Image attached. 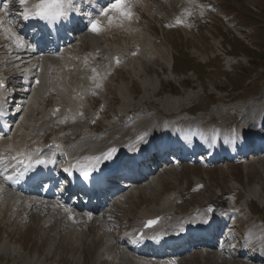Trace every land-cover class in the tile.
Masks as SVG:
<instances>
[{
	"label": "rangeland",
	"instance_id": "374dc122",
	"mask_svg": "<svg viewBox=\"0 0 264 264\" xmlns=\"http://www.w3.org/2000/svg\"><path fill=\"white\" fill-rule=\"evenodd\" d=\"M175 1L181 5L172 6L171 1L169 7L161 0H135L131 9H134L138 19L141 18L140 26L144 31L129 26L124 30L123 19L114 17L111 24L108 20L102 23V31L98 34L100 38H96L91 47L78 48L81 50L77 54L78 59H73L64 68L58 65L61 63L54 61L56 64L47 71V78L42 77V86L32 83L31 89H37L32 108L29 107L25 114L23 111L19 118L22 121L24 115L30 114L34 108L30 123L35 126L31 124L27 138L40 136L42 131L49 130L53 124L57 126L56 134L59 137H67L68 128L57 120L67 114H75V118L80 120V125L75 126L76 131L71 138L75 140L83 138L84 134L91 133L88 125L91 124V117L95 112L92 101L96 103L98 99L101 107H97L101 112H98V117L92 118L96 122L91 124L97 135L91 137L112 133L115 129L111 127L114 126L120 129L118 121L122 122L123 119L121 117L118 121L115 119L120 115L124 119L129 118L126 111L134 108L138 113L132 112L129 119L134 117L137 120L143 116L147 117V114L155 116L158 115L157 112L178 114L179 111H202L201 114L197 113V117L209 129L210 134H213L214 129L220 128L225 121L232 128L244 127L245 121L253 118L255 109H261L264 104V67L246 77L251 72L252 65L262 63L260 57L264 58V0H212L214 3L211 0H196L201 4H192L187 0ZM226 2L238 6L242 11L254 13L258 20V28L250 27L252 21L242 18L239 14L231 15L226 18L227 20L220 19ZM1 13L2 9L0 15ZM87 13L96 15L91 10ZM96 18L99 17L96 15ZM252 25L257 24L253 22ZM133 32H137V35L148 33L153 39L150 43L144 39L139 44V38ZM245 35H248V38ZM136 46H141L144 54L150 56L152 60L157 57L153 56L155 50L162 48L161 53L165 54H162L163 61L158 57L152 62L143 60L138 56ZM128 47L131 48L129 55L122 56L123 60L118 57L112 60L108 56L112 54L115 57L116 52L124 54ZM234 47L237 51L251 55L255 62L235 54ZM2 51L5 49L1 47L0 41V52ZM96 51L97 54L106 55L105 58L99 62L93 61L92 53ZM139 55H142L141 51ZM2 62L3 68L6 69V64ZM104 63L109 65L108 71L97 68L96 64H99L103 65L105 70ZM43 72L45 73L46 69H43ZM37 74L39 75L38 71ZM117 87L125 94L124 100L120 98L121 93ZM92 92L96 94L95 98H91ZM25 101H29V96ZM53 106L55 111L60 113L52 112L49 118L47 112ZM64 109L66 110L63 111ZM185 116L182 114L177 118ZM211 117H217V122L212 124ZM72 129L75 130L73 127L69 128ZM54 133L55 130L47 136ZM263 163L264 156L254 162L232 160L213 165H202L198 162L178 163L184 171L179 174L180 169L174 170L173 179L162 182L156 192L147 195L139 192L138 197L133 198L131 203L127 201L121 205L120 216L132 212L134 203L139 211L151 212L152 207H160L165 196L175 193L173 192L175 189L179 191V196L174 200L179 201L174 206L177 214L187 213L198 206L210 205L208 203L215 204L217 195L221 194L225 199V205L222 203L223 208L229 206L233 209L234 220L239 221L236 228L231 229L233 241L236 235L238 237L241 235L243 229L254 224H259L264 234ZM173 164L175 163L171 165ZM27 216L28 214L19 223L17 218L13 217L7 224L0 220V264H25L32 258H36L37 261L46 260L42 264H116L113 261L115 256L108 257L106 252L102 254L107 249L100 251L98 246L92 244L91 237L87 238L89 241L85 244L81 241L85 234L79 236V231L72 228L61 234L50 233L49 228L43 229L38 225L39 218L38 222L34 218L29 223L30 217ZM116 223L120 224V221ZM85 232L84 230L81 233ZM9 240L16 253L5 250ZM202 254V257L196 255L183 257L175 264H256L247 261L246 257H233L226 253L217 255L219 253L216 250ZM19 257L22 262L18 260ZM28 257L30 259H27Z\"/></svg>",
	"mask_w": 264,
	"mask_h": 264
},
{
	"label": "bare ground",
	"instance_id": "6f19581e",
	"mask_svg": "<svg viewBox=\"0 0 264 264\" xmlns=\"http://www.w3.org/2000/svg\"><path fill=\"white\" fill-rule=\"evenodd\" d=\"M11 2L12 3L10 4L9 3L0 4V8L3 7L5 9V11L1 13L0 15V20H3L4 22L3 25L0 26V32H1L0 41H1V47H3L5 51L0 52V55H4V56L12 55V58L13 57L17 58L16 60L9 61L8 65L12 68V71L16 73V77L14 79H22L23 81H21L20 84L26 87L27 86L26 84H29V80H30V83L33 82L32 80L35 78V75H33V73L38 69V67L40 66V63H35V64L33 63L34 62L33 60L35 59V55H33L34 52L31 49H28V44L25 41L23 33L19 31L21 27L17 28L16 26L17 24L20 23V22H17L19 21L18 19H24L23 16L21 15L23 9L21 8L19 4V0H11ZM36 2L37 0H29V3L25 5V7H31V5ZM174 2L177 3V1H174ZM77 3H78L77 0H74L73 6L76 5ZM19 7L22 11L19 13H15ZM15 15L17 16L15 17ZM25 21H28V20H25ZM5 23L6 25H4ZM16 28L18 29V31L15 32ZM7 32H9L10 34L8 35ZM18 40L22 41V44H20L19 46L17 43ZM74 40H78L77 43H79L78 44L79 46H90L91 47V43L96 42V38H94L92 35H89V33H86V32H84L78 38L75 37ZM70 43L71 42H68L64 46H68ZM67 48H68L66 52L67 54H64L63 56L62 54L60 55L63 58L62 61L64 63L68 62L67 56L73 54L72 50H75L73 46H68ZM161 52L162 50L156 49L155 54H153V56L155 55L158 58H160L161 61H163V57H164L163 55L165 54L164 52L163 53ZM94 53L97 54V52H94ZM94 53H92V57H93L92 59L97 60V61L102 59V57H99V54L94 55ZM59 66L61 68H64L65 64H63L64 67L61 64ZM108 69L109 67L108 65H106V70ZM26 74H28L29 77H25ZM9 83L10 85L13 84L12 81ZM117 89L119 93H121V96H123L124 98L125 94L122 93L123 91L119 89V87H117ZM130 112L137 113V109L134 108L132 110L127 111V113H130ZM157 113L158 115H155V116L154 115L147 116V117L143 116L141 118H138L137 120L134 119L132 125H129L127 121L125 123H121L118 125L120 129H116L117 127L114 128L115 126L111 127V129H115L112 133H108L107 135L100 136V137H91L92 135L89 136V134L87 133V134H84L83 138L75 140L74 138H71L73 137L76 131L75 127H73L75 130L73 129L69 130V128L71 127H67L68 131L66 133L68 134V136L65 138L64 137L60 138L58 134H56L57 129H55V133L53 135L47 136V134L49 133L52 134L54 132V129H53L54 125H51L52 128L48 127L49 130L42 131L43 132V133L41 132L42 135L40 133V136H33L28 139L27 137L30 133L27 131L31 129V124L35 126L33 123H30L31 118H32L31 115L34 114V108H33L32 112H30V114H28L27 117L25 118L26 121L20 123L17 127V132L20 133L18 138L12 135L11 137H8L6 139L4 138L5 140H0V168H1L2 174L5 175V178H4L5 180L1 182H3L4 184L9 182L14 174L13 172L17 168H20L17 166V164L21 160H24V162L27 163V160L29 158H31L32 156L40 152L42 148L45 145H48L49 143H54V145L52 144V147L55 148V150L56 149L60 150L62 152V155H64L68 161L76 163L78 166H80L84 162L89 163L91 165L97 164V166L110 165L120 160H124L125 158L128 157L129 154H135V153L139 154L140 151H143L146 148V146H148L149 144L153 146V143H155L157 140V138L155 139L156 133L158 132L160 133L158 137L159 141L162 140L163 137H165L164 135H162V131H164V128L159 122L160 118H165L166 116H173L174 114H177L173 112L166 113V114L160 113V112H157ZM180 113H182V111H179L178 114ZM260 114H262V112H258L257 116L259 117ZM255 115H254V118L251 120L252 123H250L251 121L247 122L248 126L244 131H242L241 134L246 136L248 134L251 135V132H253L254 134L260 136L263 139V135L260 134L257 130L259 126L257 124H254L253 122L254 119L258 120V118L255 117ZM49 118H51L50 112H49ZM65 118H66L67 124L70 123L68 124V126L79 124V122L75 121L74 120L75 118L73 117H65ZM217 119H218L217 117H211L210 122L215 123L217 122ZM179 121H182V119L178 120L177 123L174 122L175 125L173 126L171 130L173 132V135L175 134L180 135L178 137L180 138L179 140L182 143L178 141V138L167 135L168 137H170L171 141L173 140L177 141V145L180 143L187 145V143L190 144L191 141H198L199 148H201V146L203 147V145L205 144V141L206 143H210L209 141H211V143L213 144V145L211 144V146H213L214 150L216 151V152H213L212 155L217 154V153H222L223 157H227V159H229L236 153L237 149L234 148V145L231 142L232 135H233L232 134L233 129H230L228 127L227 121H225L224 123V128L221 129V132L223 133L222 135L225 138L223 141H220V138H221L220 130H216L213 132V134H209V135H207L208 131L204 130L205 134L207 135V136H204V132L202 129H205V128L203 126L200 125L202 129L199 130L197 126L195 125L196 130H194L192 129V127H194V124H193L194 121H191V122H188V125L186 124L189 127L183 128V126L179 125L180 124ZM122 122H124V119L122 120ZM224 133H225V136H224ZM201 134L203 135V137L201 136ZM20 136H23V137H20ZM168 137H165V138H168ZM113 148L116 149V151L112 154V156L105 158V159H101L99 163H97L96 161L92 159H89L91 157L102 156L103 154L107 153L110 149H113ZM199 148H195V149H199ZM191 149H194V146L186 148L185 150L189 151ZM147 150L148 149H145L144 152ZM8 169H13V171H11V173L10 172L8 173L7 172ZM173 173H174V170H171V168L169 169V167L166 166V168L163 169L157 175V177H152L150 179V176H149L147 179L148 181L146 180L147 182L143 181L144 183L142 182V184H139L137 186L135 185V186L128 187V191H124V192L122 191L123 193L116 199V201H113L107 206H105V208L103 209L100 215H99V211L98 213L96 212L98 215L94 217L79 214L78 210L80 208L76 210H72L71 208V209H68V211H66L65 209L67 208H63V206H61L59 203H53L47 200H39L38 198H35V197L31 198L29 195H28L29 197H26V196H21L18 193H14V194L10 193V191L6 189L5 187L6 185L3 186L0 182V220L3 224H7L9 220H11V218L13 217V218H17L18 223H19L28 214L27 217L28 218L30 217V220H28L29 223L31 220H34V218H36L38 222V218H39L40 220L38 222V225L42 227L43 229L49 228L50 233L54 232V234L55 233L61 234V232L64 233L68 228H72V229H75L76 231H79L80 233L79 236H81L82 234H85L84 238L81 240V241H84L85 244L89 241L90 239L89 237H91L92 244L95 246H98L100 251L101 249L103 250L104 248L107 249V251H103L102 254L106 252L108 254V257L115 256L116 259L113 258V261H115L116 264H117V260H118V264H160L159 262L156 263L153 260L147 261L143 258L141 259L143 261L140 262L141 260L138 261L139 259L133 258V255L135 254L129 252L127 249H126L127 251H125L124 247L126 245V240H124V238H121L119 234L126 231L125 226L128 224V222L137 223L141 225L143 224L142 221L144 219L152 218V217L159 216V215H162L164 217V220H163L164 229L169 228V230L174 229L177 231L179 230L181 226L184 227L182 225V221L188 219V217H186L185 215L178 216L176 217V219H170L166 216V213L167 214L172 213L174 200L177 196H179L178 194L179 191L178 190L176 191L175 189L173 191L175 193H171L170 195L165 196V199L162 200L161 202L162 204L160 207H157V208L152 207L154 209L153 211H151V213L140 212L135 218L131 219V221H128V219H126V216H120L119 210L122 211L121 210L122 204L124 205L127 201L128 203H131L133 198H137L139 195L138 194L139 192H142L146 195L149 194L150 192H156L162 182L173 179L172 178V176H174ZM6 177H10V179H6ZM218 196L219 195H217V203L213 204V206L203 205L201 207L202 209L206 210L207 212L206 216L211 214L212 212V211L211 212L208 211L209 208L217 212L215 214L221 213L225 209L220 206V203H223L225 199L222 197L221 194L219 197ZM208 204H211V203H208ZM132 206L136 207L137 205H135L134 203ZM198 207L200 208V206ZM199 208L195 209V211H192V213H195V212L199 213L201 211V209ZM229 209L230 208H227V210ZM69 218H71L70 221L68 220ZM199 219H200V216L198 214L197 218L195 219V222L200 221ZM116 221L118 222L120 221V224L116 223ZM186 223L187 221L185 222V225ZM88 227H89V230H88ZM117 227H119V229H117ZM84 230L86 232L81 233ZM247 231L248 233H251L254 230L251 231V228H248ZM134 235H135V231L132 228L131 230H128L127 237H131L130 239H132ZM248 238H246L244 242L247 240L246 243H249L250 241ZM89 243L91 244V242ZM109 243H110V246H109ZM263 244L264 242L262 243V245ZM7 248L9 249V247ZM263 249L262 250L257 249L256 246H254L253 248L254 253H256L259 257L264 256ZM201 253L202 252L193 251L192 256L196 255V256L202 257L203 254ZM183 257H190L189 253H186V254L184 253V255L181 258L183 259ZM25 264H29V263L25 262Z\"/></svg>",
	"mask_w": 264,
	"mask_h": 264
},
{
	"label": "snow or ice",
	"instance_id": "6c2138e0",
	"mask_svg": "<svg viewBox=\"0 0 264 264\" xmlns=\"http://www.w3.org/2000/svg\"><path fill=\"white\" fill-rule=\"evenodd\" d=\"M132 2L133 0H114V2H111L109 5L101 9L98 17L107 18L109 24L112 23L114 17H119L120 19H130L132 15ZM28 3L29 0H19V4L23 9L21 15L25 20L34 19L45 24H56L69 17V8L73 6L74 0H37L36 3L31 5V7H25V5H27ZM3 23V20H0V26H2ZM89 23L90 31H92L93 33L99 34L102 31L103 24L99 18L92 19ZM17 43L19 46L20 44H22V41L18 40ZM38 82L39 81H37V83ZM0 87H3V85L0 84ZM115 151L116 149L113 148L102 156L91 157L89 159H92L99 163L101 159L111 157ZM37 163H45V161L38 160ZM82 174L85 178H87L89 175L87 171H84ZM6 179H10V177H6ZM65 210L68 211V209ZM208 211L211 212L213 210L209 208ZM156 223H158L157 220L147 221L148 226L154 225Z\"/></svg>",
	"mask_w": 264,
	"mask_h": 264
},
{
	"label": "trees",
	"instance_id": "16d2710c",
	"mask_svg": "<svg viewBox=\"0 0 264 264\" xmlns=\"http://www.w3.org/2000/svg\"><path fill=\"white\" fill-rule=\"evenodd\" d=\"M261 59H263V58L261 57ZM262 64H264V62L263 63H257V65H255L256 66L255 69L261 68Z\"/></svg>",
	"mask_w": 264,
	"mask_h": 264
}]
</instances>
